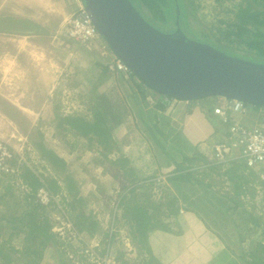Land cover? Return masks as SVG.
<instances>
[{"label":"rangeland","instance_id":"rangeland-1","mask_svg":"<svg viewBox=\"0 0 264 264\" xmlns=\"http://www.w3.org/2000/svg\"><path fill=\"white\" fill-rule=\"evenodd\" d=\"M241 1L190 0L187 21L185 18V20H181V28L190 39L201 43L212 42L214 47L220 50L224 49L220 45L229 46L243 54L237 57L253 61L255 56L259 55L257 51L247 49L242 45L239 47L238 44L230 42L219 29L221 26L224 27L222 20L227 22L235 20V12ZM132 3L137 8L138 2L132 0ZM28 6L30 7L29 12L33 10V14H35L33 18H37L41 11L47 16L49 10L61 14L59 17L56 15V21L57 18H62V20L65 18L63 26L57 33H53L52 29L55 24L53 16L49 15L52 21H47L46 25V30H49L48 26H51L53 34L50 35H56L57 40L63 43H54L43 55L44 58L38 59L39 67L30 66L31 75L23 74L18 77L12 74L11 81L3 83L0 88V139L5 141L11 152V157L7 159L6 164L16 170L13 173L0 168V247H3L6 252H10L9 247L22 249L25 243L26 232L21 228H12L8 219L23 217L30 221L26 217V212L32 211L34 207L27 196L31 189L19 176V172L23 171L22 166H28L34 172L42 174V178L49 176L57 179L61 188V193L52 192L57 195L55 204L54 201L49 202L48 206L44 208V213L41 210L43 214L38 212L37 215L39 219L45 215L51 218L52 223L54 222L51 228L52 232L57 233L55 231L57 218L63 220L65 219L63 216L70 218L69 207H65V203H63V196L72 201L73 193L68 190V179H72L74 186L79 191V196L83 198L81 202H74L76 206L73 213L75 220L78 218L76 214L80 209L91 213L92 219L99 220V226L92 237L84 231L79 234L80 239L71 243L74 246L71 249H77L79 261L69 260V252L62 250L64 247H61L60 244L56 243V246L49 243L44 248L40 264H63L62 260L65 264H147L152 257L155 259L152 264H159L158 260L161 256L156 255L155 257L151 250L146 252L141 244L133 240L135 233L129 221L130 212L128 209L130 206H137V204L138 206L144 205L146 200L148 201L146 204L152 206L148 208V212L152 214L157 211L155 220L158 221L156 222L159 224L168 220L172 222V215L169 213L171 207L165 203L171 198L177 197V191L173 181L168 179L170 174L163 173L162 170L168 165L166 157L168 149L175 153V148H178L177 144L171 143V137L163 141L166 153L151 138V134L137 114V102L135 101L137 91L134 92L133 88L137 87L138 79H131L132 76L125 77L121 73L111 72L110 69H108L110 71L108 74L104 73L103 66L110 57L108 53H105L107 57H105L106 55L102 56L100 47L105 50L103 43L99 44L97 41L86 45L83 42H76V39L66 34L68 20L76 8L74 0H0V15L5 17L9 12L21 9L27 12ZM5 18H0V24H6ZM147 21L166 33L172 32L170 31L173 29L172 26L161 22ZM13 22L12 25H15L20 22V19ZM166 26L169 28H164ZM55 46H59L57 51ZM106 47L109 49L107 44ZM51 62L56 63L57 66H51ZM34 77L39 82H36L35 85L25 80ZM52 83L55 86L53 90L44 92L41 90L42 87L51 86ZM34 87H37L38 90H34ZM146 94L147 100L154 105L157 99L161 98L157 92L150 88H147ZM42 99H46L44 105H42ZM12 101L17 102L19 106L12 107L9 104ZM28 103L39 106L30 105L29 110L21 106ZM179 104L176 105L178 108L175 110L178 112L177 124L174 126L177 133H181L183 128L180 123L183 119V104ZM204 104L206 105V103ZM117 105L119 107H116ZM107 108L122 115V122L112 131L114 142L108 153V150L98 144L96 138L90 139L91 135L82 136L75 130L69 128L65 130L57 125L59 116L56 115L55 110L63 114L80 115L92 122L95 119V111L104 112ZM24 109L27 112H24ZM109 122L112 125L114 120ZM259 123L263 122L258 120L257 124ZM160 137L163 139L164 136ZM39 144L54 150L66 161V164L56 166L42 157ZM214 154L213 150V156ZM14 157L15 165L10 161V158ZM123 157L129 158V161L119 162V158ZM9 182L12 184L10 192L5 193ZM214 185L215 190L222 192V185L226 184L222 183L220 186L218 182H215ZM131 188H133L132 191ZM198 192L203 194L200 186ZM123 196L126 198L122 202ZM243 196L244 208H248L252 214L254 212V216L258 215L262 226L248 230L250 223L247 225L248 229L244 227L243 223L239 227L229 223V227L225 230L230 233V238L228 242H224L236 258H238L236 253L241 255L250 250V246L253 244L251 242L264 240V189L257 186L254 196L250 194L249 189ZM35 199L37 202V194H35ZM174 203L184 205L189 202L179 196ZM261 214L263 215L260 216ZM234 216L239 217L238 214H234ZM239 222L240 217L237 218V223ZM23 228L26 227L23 226ZM193 228L194 226L187 232V234L191 233L192 235L193 233V235L187 242L188 247L184 250V254L178 257L172 254L171 259L173 260L168 264L171 262L172 264H201L199 259L203 263L207 262L200 254V251L205 247L204 242L201 241L207 235L196 233L198 228ZM112 232L115 234L114 239L109 242ZM105 234L108 235L105 236ZM60 241L63 242V239ZM109 243L108 253H102V250L108 248ZM86 244L90 249H87L90 254L87 260L81 257V253L86 252L84 249ZM210 246L213 248L211 243ZM10 254V264H27V260L31 258V256L20 252H15V254L10 252ZM0 264L9 263L0 256Z\"/></svg>","mask_w":264,"mask_h":264},{"label":"trees","instance_id":"trees-1","mask_svg":"<svg viewBox=\"0 0 264 264\" xmlns=\"http://www.w3.org/2000/svg\"><path fill=\"white\" fill-rule=\"evenodd\" d=\"M132 1V0H131ZM138 2L137 3V9L139 12L143 15V17L147 20L155 22H161L165 25L172 26L173 29L170 31H175V29L178 26H182L181 20L187 21L188 16V4L190 0H133ZM219 1V0H218ZM179 8V24H176V17H177V9ZM185 18V19H184ZM221 31L223 32L225 38H227L230 42L236 43L239 45L244 46L247 49H251L254 51H257L259 55L255 56V59L253 61L264 63V0H242L240 4L237 6V10L235 12V20L233 22H227L225 20H222ZM24 26L28 27L27 24L24 23ZM158 27V26H156ZM159 28V27H158ZM169 28V27H164ZM28 29V28H25ZM182 29V28H181ZM101 34V33H100ZM101 39L104 40L102 34ZM99 44H102V41L97 40ZM94 41V42H97ZM106 44L108 45V48L110 49V55L107 60L106 64L103 69L105 74H108L111 72H117V71H108L109 64L111 63V59L113 58V55H116L113 50L110 48L108 42L104 40ZM215 41V40H214ZM213 41V42H214ZM81 43L80 41H76ZM207 42V41H206ZM216 43V42H215ZM88 44V43H84ZM208 44L213 45V43L209 42ZM228 54H232L233 56H241L243 54H240L238 51H236L233 48H230L229 46L220 45ZM240 47V46H239ZM232 52V53H229ZM106 55V54H103ZM102 55V56H103ZM107 57V55L105 56ZM249 57V56H248ZM119 73V72H118ZM123 74V73H121ZM125 77H131L137 78L138 81L136 83L137 87L133 88V91H137V98L135 101L137 102V114L140 116V118L143 121V116L145 112V106L147 103V94H146V87L152 89L149 87L145 82H143L132 70V75ZM143 86V87H142ZM154 90V89H152ZM157 92L156 90H154ZM161 98L157 99V102L155 103V107L157 109H165V106H169V104L175 100H182V101H188L191 104L194 102H201L205 103L207 100L210 102L208 105L202 106L205 113L207 112L210 114V110L213 109V104L211 103L210 99L214 96H208L201 99H193V100H183V99H175L170 96H166L164 94H161L157 92ZM134 96H136L134 94ZM103 97H105L103 95ZM230 99V98H228ZM234 100V99H233ZM237 101V100H236ZM244 104L245 107L248 108L249 114H257V119L262 121L264 123V116H261L259 113V110L264 107L262 105H256V104H250L244 101H240ZM119 105V104H118ZM116 107H119V106ZM56 111V115L59 116L58 120V126L62 127L63 129L67 130L72 129L81 134L82 136H90V139L96 138L98 140V144L102 146L104 149L108 150V152L111 151V145L114 142L112 131L122 122V115L121 113L116 114L115 111L111 110V108H107L106 111H95L94 121L86 120L84 117L80 115L75 114H63L59 113L58 110ZM252 111V112H251ZM233 109L228 108V114L227 117H221L220 123L225 124L229 127L228 130H230L231 126L235 123H239L242 126L245 127H257L259 124L252 123V124H245L240 121L235 120L234 116H232ZM236 112V111H234ZM242 113V114H246ZM237 118V116H236ZM110 120H114V123L111 125ZM144 125L148 129V132L151 134V138L154 139V141L157 143L158 146H160L161 150L167 151L164 148V145L162 144L163 141H165L168 137L167 135L160 130V128L155 124L154 126L148 125V123L144 122ZM159 133V134H158ZM163 135V139L160 137ZM229 133V139H231ZM177 140L182 139L180 136H178ZM151 140V139H150ZM228 141V140H226ZM181 143L182 141H178ZM39 150H41L42 157L45 159H48L53 165H65L66 161L61 158L56 152L52 149H48L43 145L39 144ZM177 151L176 153H180L182 155V159L179 161L176 159L177 156H175V153L171 154V152H168L167 157V166L165 169L162 170L163 173L170 174L168 176V179L170 181H173L176 191H177V197L171 198L168 200L167 206L171 207L169 209V213L173 216H177L181 209L185 210H193L197 213L201 211L199 207H204L205 209L209 208V214L211 215L208 218H202L203 221L207 224V228L212 229L215 232H223L222 230H225L229 227V223H232L234 226H240L241 223L244 224V227L248 229L247 225L250 223V229H254L255 227H261L262 224L259 220V217L254 216V212L252 214V211H250L248 208H244V194L247 192V190H250V194L254 196L256 193L257 186L262 187L264 189V179L260 177L262 169L255 170L253 167H250L247 164V159L244 155H242L241 149H236L230 154L226 155V160L224 161H217V157H215L216 164H220L225 167V170L216 172L217 176L223 177L221 182L229 180L232 185H230L229 190H233L232 196H229L227 198H221L216 197L215 194L209 190L213 183L210 182V177L212 175L211 169L214 168V164L209 163V161L206 160L205 155L195 150L193 155H189L185 149H179L175 148ZM236 151H238V154H234ZM16 156V155H15ZM14 158H10V161L14 162ZM7 161V160H6ZM121 163H125L129 161V158L123 157L119 158L118 160ZM16 162H14L15 165ZM23 171L20 173L19 176L23 178V181L28 185V187L31 189L30 193L27 195L29 196L31 203L33 204V210H29L26 212V217L29 218L30 221H27L25 218H14V219H8L10 225L12 228H21L26 232L24 237V245L22 249H16L14 247H9L10 252L15 254V252H20L26 256H31L29 260H27V264H40L42 258H43V251L44 248L47 247L49 243H52L54 245L60 244L61 247L63 246L62 250H65V252H69V260L75 261L80 260L78 258L79 254L77 252V249L72 250L71 248H74L71 243L76 241V239L71 238H61L57 233L52 232V220L51 218L45 216H41V219L37 218L38 214L41 215L44 213V208L48 206V204L41 203L39 201H35V194L37 190L41 187H47L51 192L53 193H61V188L58 185V181L55 178L49 177V176H43L42 174H38L34 172L32 169H30L28 166H22ZM11 182H9V186L7 187L5 193H9L11 189ZM199 186L201 188V193L199 191ZM68 190L73 193L72 201H69L66 196H63V203H65V207H69L70 211V219L73 223L74 229L77 233L82 234L84 231L88 232L89 235L92 237L98 226H99V220L92 219L90 216L91 213H87L85 209H80L79 213L76 214L78 217L76 220L73 216V213L76 209L74 202H81L83 198L79 196V191L74 186V183L72 179H68L67 183ZM187 191H186V190ZM131 191L133 188L130 189ZM179 196H182L183 199L186 202H189L188 204H175L174 201L176 198H179ZM126 198V196H123V200ZM210 198L214 199L215 201H212ZM174 200V201H173ZM56 202V201H55ZM55 202H53L55 204ZM121 202V203H122ZM148 201H144L146 204ZM141 206H130L128 209L130 214L128 215L129 221L131 223L132 230L134 229V238L133 240L136 241V243H139L146 249V252L149 250V238L148 233L151 230L154 229H169V225L172 223L170 220L167 222L158 223L155 220V217L157 216L156 212L150 214L148 212V208L152 206L146 205ZM164 204V203H163ZM158 210L160 208H157ZM43 210V213L41 212ZM168 211V209H167ZM39 212V213H38ZM234 214H238L240 217V222L237 223V218L234 216ZM256 215V214H255ZM261 214L260 216H262ZM173 220V218H171ZM41 220V221H40ZM51 221V222H50ZM28 222V223H27ZM27 223V224H26ZM253 225V226H252ZM25 226L26 228H23ZM253 227V228H252ZM254 231V230H253ZM224 233V232H223ZM108 234H105L107 236ZM109 242L114 239V233L112 232ZM225 240L229 241L230 234L226 236L224 233ZM264 236V232H263ZM63 239V242L60 241V239ZM80 239V238H79ZM82 240V239H81ZM84 244V242L82 241ZM253 243V244H252ZM250 250L247 252H243L241 255L237 254V257L241 261L242 264H264V240H259L255 242H251ZM56 245V246H57ZM108 248L102 250V253H105L109 251L110 243L108 244ZM69 248V249H67ZM71 249V251H70ZM84 249H89L88 244L84 246ZM10 252H6L3 247H0V256L6 259V262L10 264L11 259L9 256L11 255ZM90 256L88 252H82L81 257L87 260V258ZM152 259L148 261L147 264H152L154 262ZM63 264H65L64 260ZM161 264V263H159Z\"/></svg>","mask_w":264,"mask_h":264},{"label":"crops","instance_id":"crops-1","mask_svg":"<svg viewBox=\"0 0 264 264\" xmlns=\"http://www.w3.org/2000/svg\"><path fill=\"white\" fill-rule=\"evenodd\" d=\"M81 1L82 0H74L76 8L71 13V15L77 11ZM21 10H13L9 12V14H6V18L1 17L0 15V18H5L6 21V24H0V88H2L3 83H9L11 81L12 74L17 75L18 77L21 75L23 76V74L31 75L29 67H39L38 59H40V57L44 58L43 55L52 47V45H54V43H63L62 41L60 42L57 40L56 35H50L57 33L60 30L59 28L63 26V20L65 18L63 20L62 18H57L56 21V15L59 17L61 14H58L57 12H50L49 10L47 11L49 14L47 13L46 16V14L41 11L38 13L39 15H37V18H33L35 14H33V10L29 12V6L27 7V12H25L23 9ZM49 15H51V17L53 16V19H55V24L52 27L53 33L51 32V26H48V28H50L49 30H46L47 21H52L50 20L51 17H49ZM17 19H20V22L12 25L15 23L13 21H16ZM24 23L27 24L28 27L24 26ZM49 31L50 33H48ZM101 41L104 45L106 44L104 40L101 39ZM55 47L57 51L59 46ZM100 51L102 55L105 53L110 55V49H107L106 47L105 50L100 47ZM50 64L54 67L57 66L56 63L53 62ZM25 80L28 83H33L34 85L38 81L36 77L31 79L27 78ZM54 87V83H52L51 86L46 88L42 87L41 90H43V92L50 91L53 90ZM34 90H38V88L34 87ZM210 101L214 105L213 109L216 106H224L227 108V110L229 108V103L227 100H225V98L213 97L210 99ZM42 102V105H44V103H46V99H42ZM178 103L183 104V119L180 122L183 127L181 129V133H177L176 129L174 130V126L177 124L178 112L175 110L178 108V106H176ZM205 103L208 105L210 102L207 100ZM9 104L12 107L19 106L17 102L13 101L9 102ZM30 105L39 106L37 104L31 103L23 104L21 106L29 110ZM146 105L147 106H145L144 116L142 117L143 121L151 126L156 124L162 132L167 134L168 138L171 137V143L175 142L179 149H185L189 155H193L195 150L202 152L205 155L206 160L209 161V163L214 164V168L211 169L212 175L209 178L213 185L209 190H211L216 197L227 198L232 196L233 190H229L230 185H232L231 182L229 180L221 182L223 177L217 176L216 174L218 171L225 170L226 166L221 165V163L216 164L215 154L213 156V147L217 143L230 140L228 130L229 127L220 123L221 116L215 114L213 109L210 110V114L207 112L205 113L204 109L202 108V106H205V104L199 101L192 104L188 101L182 100L177 102L173 101L169 104V106H165V109H157L154 104L150 103L149 100H147ZM25 109L24 112H27ZM231 115L234 116V121L237 120L245 124H257L258 121V116L254 113L242 114L240 112L233 111ZM178 136L182 138L179 139L182 141L181 143H179V140H177V138H179ZM168 151L171 152L169 149ZM171 154H173V152H171ZM234 154L237 155L238 151H236ZM175 156H177L176 159L179 161L182 159V155H180V153L176 154ZM215 182H218L220 186L222 183L226 184L222 185V192L215 190ZM210 199L215 201L212 198ZM199 209L201 210L199 213L193 210L181 209V212L177 216H171L173 220L172 225H169V229L158 228L151 230L148 233V251H153L155 257L156 255L158 257L161 256L158 260L159 263L168 264V262L173 260L171 259L172 254L177 255V257L184 254V250L188 247L187 242L193 235V233L191 235V233L187 234V232L190 231L194 226V228H198L196 233H204L207 235L201 241L204 242V250L202 249L200 251L201 257L204 258V260H207V262L203 263L202 260L199 259L201 264H240L241 261L233 255L229 247L224 242H228L224 239V233L226 236L230 233H228L226 230H222L224 233H219L207 228V224L202 218H208L211 215V213L209 214L210 209H205L204 207H199ZM236 218L239 217L237 216ZM187 236H189V238H187ZM210 243L213 245V248H211ZM169 264H172V262Z\"/></svg>","mask_w":264,"mask_h":264},{"label":"water","instance_id":"water-1","mask_svg":"<svg viewBox=\"0 0 264 264\" xmlns=\"http://www.w3.org/2000/svg\"><path fill=\"white\" fill-rule=\"evenodd\" d=\"M83 2L116 56L157 92L175 99L221 96L264 106V63L190 39L178 25L166 33L131 0Z\"/></svg>","mask_w":264,"mask_h":264},{"label":"built area","instance_id":"built-area-1","mask_svg":"<svg viewBox=\"0 0 264 264\" xmlns=\"http://www.w3.org/2000/svg\"><path fill=\"white\" fill-rule=\"evenodd\" d=\"M67 34L77 41L83 43H90L94 41H101V34L94 24L89 11L86 9L83 1L79 3L77 11L72 14L68 20ZM106 45V44H105ZM104 45V46H105ZM106 47V46H105ZM107 48V47H106ZM109 64V69L125 74L126 76L132 75V70L129 66L116 55H113ZM229 108L233 111L246 113L248 108L240 101L233 99L227 100ZM214 113L226 118L228 114L227 108L224 106H216ZM261 116H264V107L259 110ZM230 140L217 143L214 147L215 157L217 161L226 160L225 156L230 154L236 149L242 150V155L247 159V164L255 170L262 169L260 177L264 179V123H259L257 127H245L239 123L231 126ZM11 157V152L8 145L4 140L0 139V168L7 172H16L14 168H10L6 164V160ZM38 201L44 204L57 201L55 194H53L47 187H41L36 192ZM65 219L57 218L55 221L57 234L61 238L79 239L80 235L74 229L73 223L69 217L63 216ZM90 250V249H89ZM89 253L88 250H85Z\"/></svg>","mask_w":264,"mask_h":264},{"label":"clouds","instance_id":"clouds-1","mask_svg":"<svg viewBox=\"0 0 264 264\" xmlns=\"http://www.w3.org/2000/svg\"><path fill=\"white\" fill-rule=\"evenodd\" d=\"M83 1V0H82ZM131 69V68H130ZM120 73V72H119ZM214 97H221V96H214ZM225 100H228V98L225 97ZM175 101H180V100H175ZM239 101V100H237ZM230 133V132H229ZM38 191V190H37Z\"/></svg>","mask_w":264,"mask_h":264}]
</instances>
